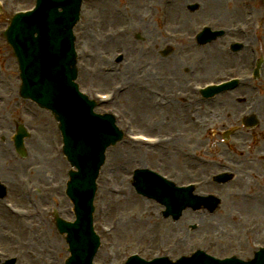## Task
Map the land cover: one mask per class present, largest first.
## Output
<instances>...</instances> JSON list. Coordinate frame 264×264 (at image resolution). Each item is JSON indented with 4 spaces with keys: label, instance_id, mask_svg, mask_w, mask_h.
I'll list each match as a JSON object with an SVG mask.
<instances>
[{
    "label": "rangeland",
    "instance_id": "1",
    "mask_svg": "<svg viewBox=\"0 0 264 264\" xmlns=\"http://www.w3.org/2000/svg\"><path fill=\"white\" fill-rule=\"evenodd\" d=\"M222 1L223 5L221 0H215L211 4L209 0H176L169 5L174 6L169 9L168 27L172 29L173 25L180 22L181 15L187 17L189 22H187L188 27L179 28L178 31L188 34L207 23H214L216 28L226 27L227 30L237 24L241 29L243 25H247L248 28L243 29L245 33L228 30L224 37L218 38L209 46L214 45L213 49L218 47L224 50L228 49L229 41L236 40L243 43L244 48L241 51L230 53L231 63L226 68H230L229 65L233 64L237 68L235 74L248 73L255 54L253 50L264 58L263 4L261 0H252L245 11L241 0H231L227 5L224 0ZM33 3L34 0H0V92L3 95L0 99V132L3 133L0 137V180L8 188L7 204L14 205L15 208H29L28 211L35 214L30 221L28 219L18 221L2 206L4 199H0V243L3 242L6 246L16 244L14 241H7L9 240L7 232L11 234L14 232L16 242L29 239L25 249L19 247L25 256L17 264H63V260L67 257L66 245L55 229L53 216L47 215V211L54 209L66 219L73 218L71 203L65 197L63 189L62 179L66 177L68 164L61 153V137L48 111L19 96L18 65L10 46L1 36L11 15L15 11L29 8ZM161 3L162 0H87L82 5L79 22L74 28L76 49L80 53L78 83L81 89L93 95L96 91L104 92L115 88L113 101L99 106L98 109L113 110L124 117L122 121L128 118L126 113L129 114L131 110L132 126L138 130L144 129L150 134L157 132L167 134L174 131L175 121L167 120L162 123L160 111L149 112L143 121L134 114L131 109L133 100L130 98L140 92L139 85L142 84L143 78L139 75V70L147 68V64L150 65L148 78L152 76L157 80L165 78L164 88L155 84L152 86L156 87L157 91H169L174 87V73L171 70L178 67L190 68L192 56L199 54L204 48L205 53L207 52L206 47L184 43L183 56L170 54L162 57L161 51L164 49L162 47L166 42H163L158 30V11ZM190 4H198V8L191 12L188 10ZM234 7H240L242 13L238 15ZM143 15H147L148 18L145 19ZM246 17H250L248 24H245ZM122 26L127 29L125 35L119 32ZM146 29L148 31H145ZM136 34H140L143 41L136 40L134 37ZM149 46L151 50L143 62L139 58L140 51ZM118 55H121L122 59L118 60ZM219 62L221 65L223 60ZM210 70L217 71V68L211 66ZM229 71L222 74L232 75L233 73ZM208 79L211 78L197 81ZM244 90H235L217 97V106L201 105V110L195 113L199 124H191L196 128V132L182 126L186 127L191 123L184 114L185 118L183 120L180 118L178 124L191 134H196L189 136L193 139L192 142L187 141L181 145L175 143L157 151L121 143L107 149L106 162L100 173L95 197V205L103 210V218L99 210L94 214L95 229L101 239L100 252L95 258L96 263L103 261L106 264H119L133 252L145 258H151L159 253L169 256L187 254L195 246L194 243H199L200 237L204 236L205 232L210 234L217 232V235L231 240L230 244H223L216 239L212 243L215 253L227 254L238 248L236 240L239 241V238L236 231L242 229L244 225L241 223L245 219H255L258 215L263 216L261 220L264 219V62L259 80L248 84L247 96L243 94ZM141 93L144 94V101L154 107L158 97L151 95L146 87ZM240 95L241 98L246 96V103L242 105L236 102V98ZM252 102L256 105L255 111L260 121L254 137L249 133H240L231 137L230 144L220 142L224 128L239 124L238 113ZM232 104L237 106L229 109ZM220 108L221 112L216 111ZM166 113L168 114V111ZM152 117L158 118V123L154 126L150 123ZM18 123H23L31 132L29 138L24 141L27 150V156L24 158L14 152L11 141ZM202 123L210 126L212 130L210 129L209 133L214 134L204 136L206 129L201 127ZM119 124L121 125V121ZM205 139L208 144L201 148L200 145ZM244 141L247 142L243 144ZM181 151L193 152L198 161L189 162V158L183 157ZM143 153H148V165L164 173L177 169L179 171L177 179L182 178L180 182L196 179L191 176L206 168L207 171H213V168L218 170L217 157H222L221 163L226 161V164L232 167L238 163L239 165L235 167L243 174H238L232 182L204 188L216 192L222 199L219 210L213 215L205 211L188 209L184 211L179 221H172L170 218L162 217L161 208L153 201L139 197L128 180L133 169L148 166L144 161ZM205 159H208V165ZM107 180H110V184L106 192ZM112 190L114 192L124 190L126 198L108 193H113ZM246 193L254 195V199H247ZM243 203H246L247 207ZM139 204H142L140 209L146 206L151 210L152 226L147 231L146 226L125 217L127 214H133L130 213L132 211L137 212ZM239 215L244 217L243 221L238 220ZM116 219L118 220L116 228L109 234L99 229L97 222L111 226ZM191 223L199 225L196 231L189 230ZM251 223L252 219L246 226ZM30 229L35 231L34 235L45 237L46 240L39 239L36 244L32 242L30 247ZM127 229H133V234ZM137 230L146 237L135 235ZM55 240L57 243L54 242ZM43 244L47 246L44 252L40 253ZM245 245L242 244L241 247ZM1 246L4 248L2 244ZM14 252L19 253L17 247ZM31 253H36V256L40 254L41 258L31 261L27 257L32 255ZM106 253H109V257L105 256Z\"/></svg>",
    "mask_w": 264,
    "mask_h": 264
},
{
    "label": "water",
    "instance_id": "2",
    "mask_svg": "<svg viewBox=\"0 0 264 264\" xmlns=\"http://www.w3.org/2000/svg\"><path fill=\"white\" fill-rule=\"evenodd\" d=\"M79 1L67 0V5H62L63 11L59 13L55 3L40 0L39 8L31 15L12 20L6 35L22 71V93L44 101L57 113L56 119L60 121V129L67 145L65 153L80 172L71 173L68 193L76 202L78 212L82 213L81 200H86L88 191L77 195L76 190L79 187L83 189L84 183L88 184V176L98 163L95 161L100 155L99 145L107 144L110 129L108 121L104 122L90 115L83 100L68 82L71 74L68 67L71 52L70 28L77 19ZM33 33H37V38L32 37ZM137 187L144 191L139 184ZM79 216L82 218L80 214ZM81 226L82 230H75L76 225L62 227L69 233L72 253L67 264L86 263L88 231L83 220Z\"/></svg>",
    "mask_w": 264,
    "mask_h": 264
},
{
    "label": "bare ground",
    "instance_id": "3",
    "mask_svg": "<svg viewBox=\"0 0 264 264\" xmlns=\"http://www.w3.org/2000/svg\"><path fill=\"white\" fill-rule=\"evenodd\" d=\"M215 0H209V3L211 4L212 2H214ZM221 2L223 3V1L221 0ZM225 4L227 3H230L231 0H224ZM247 8V7H246ZM246 8H245V11H246ZM234 9L237 11L238 15H240L242 13V9L240 7H234ZM212 53V55L210 56L209 58V61L208 62H215V61H219L221 59H223V54L221 52H216V51H210ZM119 198H123V197H120L118 196ZM245 206V204H244ZM150 210L145 206L144 208L140 209L138 212L134 213V214H127L125 215V217H128L130 219H133L134 222L138 223V224H141L142 226H146V231L152 226V221L153 218L152 216L150 215ZM151 217V218H150ZM26 219H29L26 218ZM136 226H139V225H136ZM133 229L129 230L127 229L128 232H133L132 231ZM34 232L32 229H30V239L32 241L33 240H46L45 237H40L38 235H34ZM50 233V232H49ZM135 235H138L139 237L141 238H144L146 237V235H143L142 232L140 230H137ZM151 239V238H150ZM55 243H57V240L54 241ZM44 246V247H43ZM43 246L41 245V249L39 250L40 253H43L44 252V249L45 247L47 246V244H43ZM37 260L41 258V255L38 254L36 257H35Z\"/></svg>",
    "mask_w": 264,
    "mask_h": 264
}]
</instances>
